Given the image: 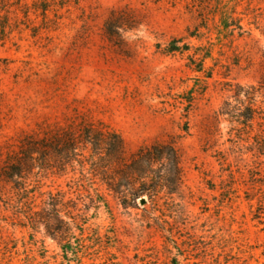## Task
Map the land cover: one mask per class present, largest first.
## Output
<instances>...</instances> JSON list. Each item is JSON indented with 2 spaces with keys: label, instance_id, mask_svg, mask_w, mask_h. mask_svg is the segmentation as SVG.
<instances>
[{
  "label": "rangeland",
  "instance_id": "obj_1",
  "mask_svg": "<svg viewBox=\"0 0 264 264\" xmlns=\"http://www.w3.org/2000/svg\"><path fill=\"white\" fill-rule=\"evenodd\" d=\"M2 22L0 264H264V123L233 97L264 88V0H0ZM83 128L173 146L180 182L123 208L82 144L61 162Z\"/></svg>",
  "mask_w": 264,
  "mask_h": 264
},
{
  "label": "trees",
  "instance_id": "obj_2",
  "mask_svg": "<svg viewBox=\"0 0 264 264\" xmlns=\"http://www.w3.org/2000/svg\"><path fill=\"white\" fill-rule=\"evenodd\" d=\"M43 12L45 15L46 9ZM6 26L7 23H0V40L6 37ZM168 48L170 52L179 50V47L172 44ZM237 88L233 97L240 101L239 97L242 96L246 103L244 112L236 119L237 124L245 130L251 128L255 121H260L257 125L262 128L264 123V88L252 85L238 86ZM259 98L262 99L260 105L257 103ZM261 130V132L264 131ZM67 137L64 149L59 148L57 151L61 162L76 161V156H78L76 144H82L89 154L85 164L80 162L81 167L84 168L86 165L87 173L91 177H97L105 184L107 190L115 195L123 208H136L138 201L143 205L146 201L154 205L162 191L167 190V194L173 193L174 188L181 180L179 155L171 145L142 147L133 155L126 157L123 155V143L114 132L103 133L83 128L78 137L73 135ZM259 139L260 148L264 149V137L261 136ZM33 154L31 152L28 155L32 162L37 160ZM51 206L53 213L58 215L60 211L54 205ZM69 218L72 221L64 223L65 231L62 233L55 231L60 240H65L70 231L77 226L76 216Z\"/></svg>",
  "mask_w": 264,
  "mask_h": 264
}]
</instances>
